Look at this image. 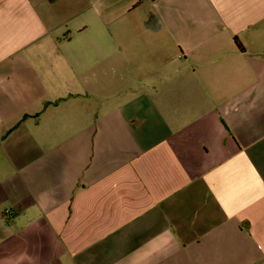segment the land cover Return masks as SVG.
I'll use <instances>...</instances> for the list:
<instances>
[{"label": "crops", "instance_id": "crops-1", "mask_svg": "<svg viewBox=\"0 0 264 264\" xmlns=\"http://www.w3.org/2000/svg\"><path fill=\"white\" fill-rule=\"evenodd\" d=\"M0 264H264V0H0Z\"/></svg>", "mask_w": 264, "mask_h": 264}, {"label": "built area", "instance_id": "built-area-1", "mask_svg": "<svg viewBox=\"0 0 264 264\" xmlns=\"http://www.w3.org/2000/svg\"><path fill=\"white\" fill-rule=\"evenodd\" d=\"M10 215H12V211L8 210V211L5 212V217H9Z\"/></svg>", "mask_w": 264, "mask_h": 264}]
</instances>
